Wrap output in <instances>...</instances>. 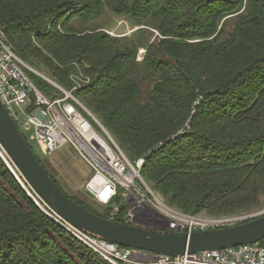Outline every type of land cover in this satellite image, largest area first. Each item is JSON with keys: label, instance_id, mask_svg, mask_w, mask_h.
I'll return each instance as SVG.
<instances>
[{"label": "trees", "instance_id": "obj_1", "mask_svg": "<svg viewBox=\"0 0 264 264\" xmlns=\"http://www.w3.org/2000/svg\"><path fill=\"white\" fill-rule=\"evenodd\" d=\"M104 8L148 20L162 36L143 61L155 75L143 96L134 49L71 23ZM0 30L27 65L64 88L78 70L93 76L74 94L129 159L144 158L140 174L167 204L220 214L264 202V0H0ZM27 73L47 97L58 95ZM69 196L108 217V208ZM126 208L114 220L125 223ZM0 264L111 263L48 217L0 156Z\"/></svg>", "mask_w": 264, "mask_h": 264}, {"label": "built area", "instance_id": "obj_2", "mask_svg": "<svg viewBox=\"0 0 264 264\" xmlns=\"http://www.w3.org/2000/svg\"><path fill=\"white\" fill-rule=\"evenodd\" d=\"M27 70L40 74L14 52L0 30V101L18 129L29 139L41 143L46 156L63 147H71L76 152L89 172L78 187L89 202L108 208L107 218L114 219L119 207L125 204V223L188 233L228 227L249 218L248 215L190 214L167 204L142 178L140 169L144 158L129 159L97 117L74 94L82 83L67 89L44 77L60 93L50 98L32 82ZM83 75L78 70L71 79L74 81ZM0 156L28 196L48 217L111 264H264V246L258 243L185 252L172 257L89 236L66 222L41 199L1 144Z\"/></svg>", "mask_w": 264, "mask_h": 264}, {"label": "water", "instance_id": "obj_3", "mask_svg": "<svg viewBox=\"0 0 264 264\" xmlns=\"http://www.w3.org/2000/svg\"><path fill=\"white\" fill-rule=\"evenodd\" d=\"M0 144L32 189L66 222L85 234L153 254L223 249L264 239V214L232 226L168 232L99 216L74 201L44 168L0 101Z\"/></svg>", "mask_w": 264, "mask_h": 264}, {"label": "rangeland", "instance_id": "obj_4", "mask_svg": "<svg viewBox=\"0 0 264 264\" xmlns=\"http://www.w3.org/2000/svg\"><path fill=\"white\" fill-rule=\"evenodd\" d=\"M235 14L236 13L227 15L225 17L226 21L224 25V33H222V35L219 37L220 39H223L225 35L231 31L236 19ZM81 21V19L75 17L73 20H71V23L75 26L85 25L89 28H97V30L105 32L114 38H118L123 47L134 49V61L131 62V67L136 66L134 68L136 71L135 77L141 83V91L143 96L146 91L151 88L153 81L155 80V75L146 70L145 66L143 65V61L149 51H155V45L162 39V36L158 33V31L152 27L151 22H148V20L143 18H133L126 15L115 14L109 8H104L103 14L99 18H93L88 22H84L85 24L83 21ZM32 73L40 76L45 81L47 80L44 77H47L50 79V81H53L50 77L43 74L42 72H39L40 74L35 72ZM92 77L93 76L90 74H85V76H80L74 81L71 79V81L73 85H77V83L85 84L88 83ZM47 82L51 84L49 81ZM51 85L55 88L53 84ZM57 94H60L59 91ZM28 142L36 156L41 160L44 168L57 181L64 191H66L69 195L75 196L89 205H92V203L87 200L86 195L80 191L78 187V185L85 179V177H87L89 173L87 166L82 162H77V160L79 161V158L71 147H63L62 149L53 152L51 155L46 156L43 146L38 140H32L28 138ZM157 195L163 201H165L162 196L159 194ZM93 207L100 212H105V210L99 205ZM177 209L181 210L180 208ZM196 214H201L204 216L248 215V219L238 222L242 223L250 220L251 218L264 214V202L262 199L261 203L257 207L250 210H239L220 214L209 213L205 210H202L196 212Z\"/></svg>", "mask_w": 264, "mask_h": 264}, {"label": "crops", "instance_id": "obj_5", "mask_svg": "<svg viewBox=\"0 0 264 264\" xmlns=\"http://www.w3.org/2000/svg\"><path fill=\"white\" fill-rule=\"evenodd\" d=\"M70 148V147H69ZM73 150V149H72ZM77 157L79 158V161L77 160V162H82L83 163V161L81 160V158L77 155Z\"/></svg>", "mask_w": 264, "mask_h": 264}]
</instances>
